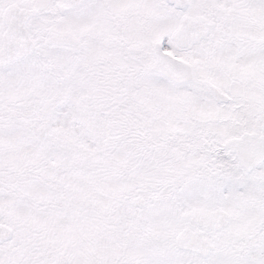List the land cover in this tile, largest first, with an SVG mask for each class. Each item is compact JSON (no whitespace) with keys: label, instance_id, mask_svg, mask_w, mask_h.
I'll return each mask as SVG.
<instances>
[{"label":"snow or ice","instance_id":"6c2138e0","mask_svg":"<svg viewBox=\"0 0 264 264\" xmlns=\"http://www.w3.org/2000/svg\"><path fill=\"white\" fill-rule=\"evenodd\" d=\"M0 264H264V0H0Z\"/></svg>","mask_w":264,"mask_h":264}]
</instances>
